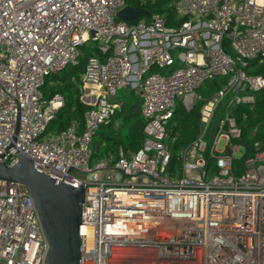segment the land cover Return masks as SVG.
I'll return each mask as SVG.
<instances>
[{
    "label": "built area",
    "instance_id": "2783aa9c",
    "mask_svg": "<svg viewBox=\"0 0 264 264\" xmlns=\"http://www.w3.org/2000/svg\"><path fill=\"white\" fill-rule=\"evenodd\" d=\"M155 1L0 0V155L10 143L16 148L0 163L14 166L22 154L36 170L84 187L82 264H264V148L256 145L242 176L232 167L245 153L232 110L254 111L264 90V77L248 73L251 62H264V0H168L172 26L160 14L136 23L118 17L132 2ZM87 44L95 53L81 78L85 131L48 132L64 98L43 101L45 79L76 65ZM215 78L227 82L204 99L200 89ZM131 83L147 141L136 154L92 164V137L120 110L112 98ZM178 104L186 111L201 104L200 134L179 154L181 176L167 172L163 143ZM46 252L30 193L0 181V264H45Z\"/></svg>",
    "mask_w": 264,
    "mask_h": 264
},
{
    "label": "trees",
    "instance_id": "16d2710c",
    "mask_svg": "<svg viewBox=\"0 0 264 264\" xmlns=\"http://www.w3.org/2000/svg\"><path fill=\"white\" fill-rule=\"evenodd\" d=\"M132 8H143L151 16L160 14L165 17L167 25H176L173 10L168 0H157L146 4L130 3ZM139 21H149L140 19ZM138 22V21H136ZM134 22V23H136ZM82 55L76 65H71L60 72L49 75L41 89L42 99L49 102L53 97L60 95L64 98L63 107L55 114L47 131L60 134L72 126H76L79 135L85 131V116L90 108L81 100V78L88 59L95 51L90 44L82 47ZM250 75L264 77V62H251L248 67ZM227 82V78H215L205 84L199 91L204 99H208L218 92ZM121 92V91H120ZM121 108L105 125L101 126L90 142L92 164L100 159H111L114 163L120 155L128 157L143 149L147 136L145 133L147 121L141 115L142 99L136 93H129L121 100ZM200 107L198 104L191 111L178 104L172 118L166 125V139L164 145L170 153V163L167 172L181 176V160L179 154L190 148L200 134ZM224 105L215 113L214 119L208 128L206 142L210 144L216 132L219 119L223 116ZM239 127L242 130L241 138L235 143L244 147L245 153L239 159L233 160V174L242 176L246 171V161L253 158L257 152L256 145L264 148V90L256 95V106L250 112L246 106L234 107L232 110ZM242 113L247 116L244 119ZM208 173L213 176L218 172L216 159L207 155Z\"/></svg>",
    "mask_w": 264,
    "mask_h": 264
},
{
    "label": "water",
    "instance_id": "95a60500",
    "mask_svg": "<svg viewBox=\"0 0 264 264\" xmlns=\"http://www.w3.org/2000/svg\"><path fill=\"white\" fill-rule=\"evenodd\" d=\"M150 16V13L143 8L132 7H126L118 14L120 20L128 23L149 19ZM18 131L19 128L16 133ZM11 147L14 146L10 143L5 149L6 153L0 157L4 158ZM17 158L18 162L14 166L0 163V181L21 184L30 193L47 244L45 264H82L83 245L80 230L83 225L84 187L80 186L76 189L36 170L33 162L22 154Z\"/></svg>",
    "mask_w": 264,
    "mask_h": 264
},
{
    "label": "rangeland",
    "instance_id": "374dc122",
    "mask_svg": "<svg viewBox=\"0 0 264 264\" xmlns=\"http://www.w3.org/2000/svg\"><path fill=\"white\" fill-rule=\"evenodd\" d=\"M226 49L228 52L231 53V49L229 47V44L226 46ZM137 93V89H136V85H134L133 83H131L129 86H127L125 89H123L121 92H119L114 98H112V100L114 101L115 104H118L121 102L122 98L126 95H128L129 93ZM243 155V151H241V153L237 156V158H241Z\"/></svg>",
    "mask_w": 264,
    "mask_h": 264
}]
</instances>
